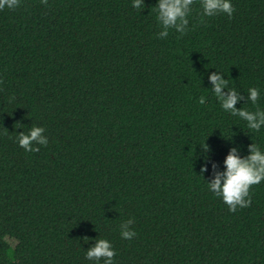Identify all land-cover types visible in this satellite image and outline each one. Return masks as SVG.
<instances>
[{
	"label": "trees",
	"instance_id": "obj_1",
	"mask_svg": "<svg viewBox=\"0 0 264 264\" xmlns=\"http://www.w3.org/2000/svg\"><path fill=\"white\" fill-rule=\"evenodd\" d=\"M156 2L0 10V264H93L95 238L112 242L115 264H264V181L230 212L199 145L217 170L234 144L264 148V128L224 112L207 79L217 69L245 97L259 88L243 107L264 109V0L203 19L195 0L189 31L163 39ZM33 125L49 143L25 152L16 136Z\"/></svg>",
	"mask_w": 264,
	"mask_h": 264
},
{
	"label": "clouds",
	"instance_id": "obj_2",
	"mask_svg": "<svg viewBox=\"0 0 264 264\" xmlns=\"http://www.w3.org/2000/svg\"><path fill=\"white\" fill-rule=\"evenodd\" d=\"M47 5L48 0H40ZM195 0H157L154 5L156 19L161 27L157 35L163 39L169 35V29L184 35L189 31V15L192 12ZM21 0H0V10L5 8L15 9ZM132 7L143 9L145 0H131ZM199 7L202 9V19L204 17H214L220 13L232 17L235 8L232 0H199ZM211 93L219 101L222 110L233 117L246 122L247 128L259 132L264 128V109L256 107L254 111L248 110L243 105L251 102L257 105L260 98V89L249 87L247 96L242 95L236 87L229 86L228 78L225 74L216 69L208 74ZM241 107L237 104L245 101ZM206 97L201 95L199 103L204 104ZM43 126L33 125L27 132L20 131L16 136V141L25 152L39 151V146H47L48 137L44 134ZM252 139V138H251ZM202 149L203 166L201 172H208L211 165V179L207 181V188L213 195L220 198L228 206L230 212H236L238 208L250 207L252 199L250 188L264 181V148L252 139V143L247 145V154L241 155V147L234 144L230 147L224 160L222 170H217V162L212 159V149L204 141L199 144ZM204 177V176H203ZM134 223L133 218L120 224V235L123 239H132L136 232L130 226ZM116 249L107 238H95V242L86 250L85 257L93 264H115Z\"/></svg>",
	"mask_w": 264,
	"mask_h": 264
}]
</instances>
